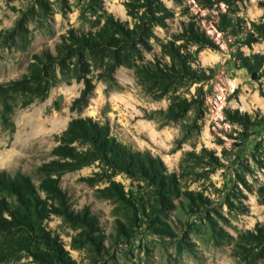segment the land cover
Listing matches in <instances>:
<instances>
[{
	"label": "rangeland",
	"instance_id": "374dc122",
	"mask_svg": "<svg viewBox=\"0 0 264 264\" xmlns=\"http://www.w3.org/2000/svg\"><path fill=\"white\" fill-rule=\"evenodd\" d=\"M163 1L173 15L166 28L155 29L144 60L118 67L111 82L98 80L94 68L96 88L80 111L71 107L83 83L60 82L44 101L16 107L11 128L0 118V180L24 175L40 185L39 169L53 159L63 131L73 119L87 117L109 124L117 142L162 159L168 173L176 174L175 195L167 200L156 184L100 162L64 174L60 186L70 208L88 207L100 222L92 230L56 214L45 217L44 229L59 237L77 264H240L247 249L257 251L242 235L264 228V75L255 81L240 55H264V40L244 43V32L261 22L264 0ZM124 3L0 0V83L21 78L33 55L54 51L69 29L95 31L108 13L132 23ZM222 14L235 29L222 22ZM191 26L215 47L184 40ZM170 41L190 49L191 67L202 78L185 79L154 99L138 85L136 70L154 58L170 65L162 52ZM180 100L188 101L187 111L168 118L169 106ZM0 198L14 201L1 186ZM21 237L0 233V264H53L38 257L39 251L52 252L43 243Z\"/></svg>",
	"mask_w": 264,
	"mask_h": 264
},
{
	"label": "trees",
	"instance_id": "16d2710c",
	"mask_svg": "<svg viewBox=\"0 0 264 264\" xmlns=\"http://www.w3.org/2000/svg\"><path fill=\"white\" fill-rule=\"evenodd\" d=\"M124 5L132 23L108 13L104 16L103 25L95 31L78 32L69 29L61 36L54 51L47 49L41 55H33L27 73L21 78L0 83L2 126L11 128L10 115L16 107L27 108L36 101H44L60 82L83 83L80 96L71 107L72 110L80 111L87 105L96 88L91 77L94 68L99 70L98 80L111 82L118 67L133 68L139 61H143L144 51L151 50L150 42L157 38L155 29L166 28L173 14L163 0H125ZM220 18L227 27L235 29L236 25L232 20H226L225 14ZM244 34V43L248 45L264 40V13L261 22L252 23V31L246 30ZM2 38L5 40L6 36L1 34ZM206 38L207 35L192 26L185 29L183 36L184 40L194 45L215 47L213 41ZM162 52L163 57L170 58V65L154 58V63L144 64L136 70L138 85L152 98L165 97L176 84L185 79L202 78L199 71L191 67L192 52L188 47L170 41L162 44ZM240 60L255 81L264 75V55H240ZM188 106L187 100L174 101L166 116L176 120L187 111ZM52 157L51 161L39 169L42 180L38 186L24 175L14 178L4 176L0 180V186L14 199L8 201L0 198V233L17 231L23 236V241L31 243L32 239H36L43 243L52 251L51 254L39 251L38 257L45 262L77 264L63 249L59 237L52 236L44 229L46 216L56 214L92 230L100 225L90 208L86 207L79 212L70 208L68 196L60 186L64 174L100 162L113 172L156 184L160 187L163 200L175 195L177 189V176L168 173L162 159L153 157L149 152L130 150L111 135L109 124H100L90 117L76 118L68 124L59 145L52 150ZM112 185L119 193L120 184L113 182ZM259 194L264 204V185L259 188ZM193 201L196 202V199ZM242 237L257 251L250 253L247 249L245 255L240 257V264H262L264 228L258 226Z\"/></svg>",
	"mask_w": 264,
	"mask_h": 264
},
{
	"label": "built area",
	"instance_id": "2783aa9c",
	"mask_svg": "<svg viewBox=\"0 0 264 264\" xmlns=\"http://www.w3.org/2000/svg\"><path fill=\"white\" fill-rule=\"evenodd\" d=\"M216 104H217V102H216ZM216 108V107H215Z\"/></svg>",
	"mask_w": 264,
	"mask_h": 264
}]
</instances>
